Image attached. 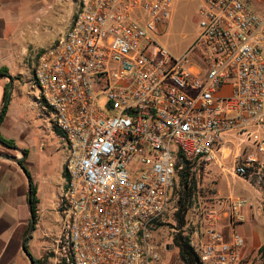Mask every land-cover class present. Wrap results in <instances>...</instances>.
<instances>
[{
	"label": "built area",
	"instance_id": "obj_1",
	"mask_svg": "<svg viewBox=\"0 0 264 264\" xmlns=\"http://www.w3.org/2000/svg\"><path fill=\"white\" fill-rule=\"evenodd\" d=\"M74 4L31 70L65 151L48 254L53 264H156L152 234L183 168L209 175L230 139L261 133L229 173L246 180L264 154V13L250 0H200L198 37L175 57L157 39L173 0ZM228 204L242 222L246 200ZM205 219L206 241L190 240L199 262L246 264L243 238L225 240L212 207Z\"/></svg>",
	"mask_w": 264,
	"mask_h": 264
},
{
	"label": "rangeland",
	"instance_id": "obj_2",
	"mask_svg": "<svg viewBox=\"0 0 264 264\" xmlns=\"http://www.w3.org/2000/svg\"><path fill=\"white\" fill-rule=\"evenodd\" d=\"M66 1L67 4H65ZM250 1L253 10L264 13V0ZM29 2H32L34 6L25 10L24 15H21L17 9L10 13V17H6V14H0V69L6 68V74L0 75V114L6 85L10 95L7 112L0 122V133L4 138L14 140L18 146H24L30 150L31 156L33 158L38 157L40 162L47 158L48 173L56 177L59 171L64 170L62 159L65 151L62 145V135L56 130L52 133L47 132L50 128V123L47 120L52 114L44 104L38 101L40 93L29 73L34 65L36 54L42 48L48 47L66 31L75 10V0H65V2L64 0H39L41 4L35 0ZM35 3L39 5H35ZM10 5L11 3L8 2L2 3L1 8L7 10L10 9ZM199 7L200 0H173L169 18L162 31L157 35L158 41L173 56H182L196 41L200 32ZM65 8L66 10H64ZM45 37H52L53 40H50L44 47L33 46V43H38ZM20 72H25V75H17ZM8 75L12 76L11 81L4 77ZM15 77L18 80L14 79ZM29 79L32 82H29ZM261 136V133H257L252 134L248 142L237 141L240 137L232 139L231 142L232 144L236 142L239 144V152L242 157H245L252 153V143ZM40 141L44 143V153L41 155L38 147ZM0 151L16 154L15 149H8L1 145ZM24 165L26 166V164ZM237 179L239 178H231L227 175L221 179L220 185L222 189L228 187L247 189V186L239 183ZM191 181L194 189L190 199H188L191 205L188 212L185 213L186 225L179 227L176 220L178 199L183 195L178 179L172 202L160 224L157 225L156 231L152 234L151 241L160 255L156 264H181L177 249L172 245V235L176 232H182L186 235L188 227L191 225L190 219L195 214L201 213L203 203L213 199L216 178L204 177L202 174L198 177L195 172H192ZM52 191H56L55 187ZM44 262L46 264V260Z\"/></svg>",
	"mask_w": 264,
	"mask_h": 264
},
{
	"label": "crops",
	"instance_id": "obj_3",
	"mask_svg": "<svg viewBox=\"0 0 264 264\" xmlns=\"http://www.w3.org/2000/svg\"><path fill=\"white\" fill-rule=\"evenodd\" d=\"M29 1L24 0L22 4L23 0H0V14H6V17H10V13L17 9L21 12V15H24L25 10L34 6ZM7 2L11 3L10 7L8 6L10 9L1 8L2 3ZM35 2L41 4L39 0H35ZM65 4H67V1ZM35 5L39 4L35 3ZM50 40H53L52 37H45L38 43H33V46L37 48L44 47ZM31 70L30 76H32ZM17 75L23 76L25 72H20ZM4 77L9 78L11 81L12 76ZM14 79L18 80L16 77ZM29 82H32V80L29 79ZM38 101L42 103L40 98ZM47 132L52 133L55 130L50 125ZM1 136L4 137L2 134ZM231 140L223 148L222 156L219 160V165L223 166V168L213 167L210 174L204 176L216 178L214 184L216 189L213 192L212 201L203 203L201 213L195 214L190 219L191 225L188 227L187 235L192 242L206 241L208 223L205 219V210L212 207L216 211V229L223 238L229 240L233 233H237L243 238L244 246L241 250L243 261L246 264H263L259 250L264 247V154L257 155L258 163L254 167V172L246 180L237 179L239 183L246 185L247 189H233L232 187L222 189L220 185L221 179L227 175L234 178L235 176L229 173L234 163L242 158L239 152L240 146L237 142L232 144ZM15 144L16 154H11L8 151L4 153L19 158L23 168L29 173L30 179L23 173L19 165L0 159V264H31L22 249L23 238L30 227L28 180H31L36 188L38 203L36 205L34 229L31 230L25 239L26 250L31 258L46 260V264H53V259L48 254L47 247L54 239L57 230L59 215L56 209L63 181L62 172L59 171L56 177L52 176L48 173L47 158L40 162L38 157L33 158L31 156L30 150L24 146H18L17 143ZM38 147L40 155L41 153L43 154V141L39 142ZM23 150L27 151V155L23 154ZM252 153H254V146ZM63 163L64 157L62 159ZM260 167L263 168L260 169ZM53 187L56 189L55 192L52 191ZM233 197L246 200V206L242 210L243 221L239 223H233L229 219L228 201Z\"/></svg>",
	"mask_w": 264,
	"mask_h": 264
},
{
	"label": "trees",
	"instance_id": "obj_4",
	"mask_svg": "<svg viewBox=\"0 0 264 264\" xmlns=\"http://www.w3.org/2000/svg\"><path fill=\"white\" fill-rule=\"evenodd\" d=\"M2 74H6V68L0 69V75ZM9 99H10V95L8 93V86L6 85L4 88V94H3V103H2V109H1V114H0V122L2 121L3 117L5 116L7 112V106L9 103ZM0 145L6 148L16 149V144L14 143V141L2 137L1 134H0ZM22 152L24 155H27L26 150H23ZM19 163L23 167L22 162L20 161ZM191 175H192V172L187 166L183 168L182 172L179 175V184L181 185V188L183 191V195L179 197L178 199V207L176 211V220L178 222L179 227H184L186 225L187 220H186L185 213L188 212L190 205H191V203L188 201L194 189L191 183L192 182ZM26 176L29 177V173L27 171H26ZM30 184H31V197H30L31 211L34 217V225H35L36 205L38 203V199L36 196V188L32 184L31 180H30ZM33 229L34 227L32 228V230ZM172 245L177 249L178 258L181 264H201L198 260V256L194 248L190 244V240L187 235H184L182 232L174 233L172 235ZM24 246H25V249H27L26 243ZM259 253L261 254V257L263 259V264H264V247H262L259 250ZM31 259L33 261V264H45L43 260L35 259L33 257Z\"/></svg>",
	"mask_w": 264,
	"mask_h": 264
},
{
	"label": "water",
	"instance_id": "obj_5",
	"mask_svg": "<svg viewBox=\"0 0 264 264\" xmlns=\"http://www.w3.org/2000/svg\"><path fill=\"white\" fill-rule=\"evenodd\" d=\"M0 159L5 160V161H10V162H13V163L19 165V167L21 168L23 173L26 175L25 169L19 163L20 162L19 158L15 157V156H12V155H10L8 153H4V152L0 151ZM30 197H31V184H30V181L28 180V207H29V214H30V227L26 231L25 236L23 238L22 249L25 252V254L28 256L30 263L33 264V261L31 259L30 255L27 253V250L25 249V246H24L26 237L31 232L32 228L34 227V217H33L32 211H31Z\"/></svg>",
	"mask_w": 264,
	"mask_h": 264
}]
</instances>
